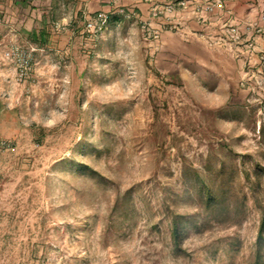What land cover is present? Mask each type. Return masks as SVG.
Wrapping results in <instances>:
<instances>
[{
  "label": "rangeland",
  "instance_id": "rangeland-1",
  "mask_svg": "<svg viewBox=\"0 0 264 264\" xmlns=\"http://www.w3.org/2000/svg\"><path fill=\"white\" fill-rule=\"evenodd\" d=\"M232 1L84 18L65 54L58 2L0 0V264H264V20Z\"/></svg>",
  "mask_w": 264,
  "mask_h": 264
},
{
  "label": "crops",
  "instance_id": "crops-1",
  "mask_svg": "<svg viewBox=\"0 0 264 264\" xmlns=\"http://www.w3.org/2000/svg\"><path fill=\"white\" fill-rule=\"evenodd\" d=\"M47 3L49 6V13L51 15L55 12L52 10V5L56 6L57 2L60 6V9L63 10V20L68 21V27H66L64 38V53L68 54L71 51L73 46V39L79 36L81 31L77 28V23L80 20L90 15H94L99 11H104L110 15V18L114 20L118 19V14L116 10V5L112 3V0H42ZM139 0H121L120 6L130 8L135 7L140 10L143 14H147L149 3L144 2L143 0L135 3ZM167 3L172 2L175 5L180 4L181 2H186L187 4H193L198 0H154V2ZM233 7L232 15L234 21L244 22L251 21L254 19L264 20L262 18V13L264 12V0H233L231 3ZM264 24V22H263ZM245 29V28H244ZM249 33V31H247ZM256 40L259 46H262L263 39L261 36H256Z\"/></svg>",
  "mask_w": 264,
  "mask_h": 264
},
{
  "label": "built area",
  "instance_id": "built-area-1",
  "mask_svg": "<svg viewBox=\"0 0 264 264\" xmlns=\"http://www.w3.org/2000/svg\"><path fill=\"white\" fill-rule=\"evenodd\" d=\"M120 1L121 0H112V3L117 6V13L125 17L132 16L134 14V12L131 11L132 9L120 6ZM143 1L150 2L151 0ZM153 14L156 13L154 12ZM109 19L110 15L104 11H99L94 15L86 17V25L83 33L86 35V37L90 38L91 40H95L100 36L103 30L107 28ZM7 56L16 57V60L18 62L17 67L19 70V77L22 78L28 75L30 70V53H27L20 46H14L11 51L7 52ZM260 61L264 64V52L260 56Z\"/></svg>",
  "mask_w": 264,
  "mask_h": 264
}]
</instances>
